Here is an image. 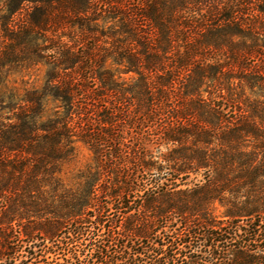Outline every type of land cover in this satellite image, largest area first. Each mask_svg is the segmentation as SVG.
<instances>
[{
	"label": "trees",
	"instance_id": "obj_1",
	"mask_svg": "<svg viewBox=\"0 0 264 264\" xmlns=\"http://www.w3.org/2000/svg\"><path fill=\"white\" fill-rule=\"evenodd\" d=\"M0 43V264H264V0H0Z\"/></svg>",
	"mask_w": 264,
	"mask_h": 264
},
{
	"label": "rangeland",
	"instance_id": "obj_2",
	"mask_svg": "<svg viewBox=\"0 0 264 264\" xmlns=\"http://www.w3.org/2000/svg\"><path fill=\"white\" fill-rule=\"evenodd\" d=\"M3 45V43H0V47ZM45 71V67L44 66H39V68L37 69H32L29 71V75L25 76V80H36L38 84H40L42 82V77ZM9 77L8 80L10 81V84L13 83V81H17V84L20 85V75H18V73H15L13 70L10 71L9 73ZM130 76V75H127ZM78 154L75 158L74 161H72L69 166L66 168V171L68 172L67 174H70L69 172H73V170H77L80 167H84L90 160L92 157L91 152L89 151V149H87V147L81 143L78 144ZM221 211L222 208L221 207H217L216 210V214L217 215H221ZM15 245L20 246V244H24L22 243V241H19L18 239H15ZM35 244H43L44 242H42V240H35L34 241ZM48 241L45 242V244L48 245ZM127 243V240H125V244ZM130 244V243H128ZM116 249V247H114ZM17 263L19 264V262L22 259H25V251L22 249L20 250L17 254ZM52 259H55V256L53 254H49V261H51ZM34 261V259L32 260ZM38 264V263H37ZM40 264V263H39Z\"/></svg>",
	"mask_w": 264,
	"mask_h": 264
}]
</instances>
